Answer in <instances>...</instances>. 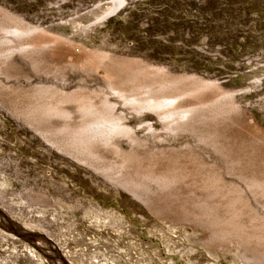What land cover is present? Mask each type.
Returning a JSON list of instances; mask_svg holds the SVG:
<instances>
[{
    "label": "rangeland",
    "instance_id": "rangeland-1",
    "mask_svg": "<svg viewBox=\"0 0 264 264\" xmlns=\"http://www.w3.org/2000/svg\"><path fill=\"white\" fill-rule=\"evenodd\" d=\"M111 1L0 0V220L7 226L36 229L54 243L66 264H240L243 258L237 256H246L244 264H264V232L253 221L263 213L258 211L264 197L245 188L251 174L264 178V85L245 93L240 112L218 114L215 121L210 115L220 113L218 107L225 101L218 90L178 99L179 111L194 109V127L173 130L171 135L168 129L170 137L163 131L164 124L154 125L158 136L147 129H134L133 134L108 129L99 136L97 128L89 127L87 136L96 137L90 146L74 151L68 137L89 122L79 106L67 103L62 108L68 115L43 117V122L37 113V106L48 101L40 93L108 87V71L135 78L142 93L135 90L124 96L136 102L171 101L176 91L203 82L236 89L248 70L264 64V0H122L120 15L79 34L75 48L48 47L33 53L13 47L11 41L17 35L11 31L8 15L20 17L26 25L45 27ZM96 53L108 55L98 67L89 62ZM119 81L115 78L116 84ZM162 83L176 91L159 89ZM118 97L111 99L118 101ZM125 97L117 110L123 111V104L134 105ZM100 100L96 99L97 105ZM258 109L262 116L255 113ZM147 120L156 123L158 117ZM128 123L140 126L135 118ZM45 134L50 136L46 139ZM104 137L114 138L121 149L130 151L129 156L110 147ZM144 137H149L145 145ZM140 138L141 148L137 147ZM172 175L184 176L173 184ZM228 189L240 192V200L248 204L240 220L243 233L226 234L201 210L209 203L225 215L236 201V193L228 194ZM37 194L48 196L49 202L41 203ZM152 205L160 208L159 215ZM187 210L193 216L184 215ZM118 239L129 245L120 246ZM6 243L12 244L10 250ZM34 244L0 236V264H30L36 255L39 260L31 264H57L51 259L56 258L53 248ZM105 244L117 248L106 250ZM133 247L139 248V255L131 251ZM24 253L27 257L22 258Z\"/></svg>",
    "mask_w": 264,
    "mask_h": 264
},
{
    "label": "bare ground",
    "instance_id": "bare-ground-1",
    "mask_svg": "<svg viewBox=\"0 0 264 264\" xmlns=\"http://www.w3.org/2000/svg\"><path fill=\"white\" fill-rule=\"evenodd\" d=\"M124 7L123 5V1L122 0H112L111 2H99L97 5L93 6L88 12H86L85 14L79 16V15H71L67 20H61L57 23H52L50 25H47L45 27H41L40 25L39 26H35V25H26L25 24V20L23 21L20 17H14V16H10L8 15L7 18H8V21H10L12 24H13V27L11 29V31L13 30V34L17 37V39H14L12 38V43H13V47L16 48V51H22V52H33V53H36V52H39L41 50H44L45 48H48V47H53V48H58V47H74L78 45L77 41L75 40V38L79 35V34H82L84 33L85 31H87V29L89 28H94V26L96 25H101V24H104L106 23L109 18L112 16V15H120V10L122 11V8ZM30 24V23H29ZM10 32V31H9ZM86 33V32H85ZM12 37V36H11ZM8 39V37L6 38ZM19 39V40H18ZM81 42H80V46H81ZM9 48V47H8ZM7 48V49H8ZM79 48V47H78ZM82 48V47H80ZM19 49V50H18ZM84 49V48H83ZM12 50V49H11ZM81 50V49H80ZM9 51V49H8ZM85 51V49H84ZM10 52V51H9ZM21 52V53H22ZM29 52V53H30ZM85 53V52H84ZM94 53V52H93ZM7 54V53H6ZM90 54V53H89ZM9 55V54H8ZM33 55V54H32ZM89 56V55H87ZM89 57V62L90 64H92V66L95 65V67L97 66L96 64H100V62H104L106 60H108V55L106 54H103V53H96L94 55H90ZM23 58V57H22ZM89 64V63H88ZM249 64V63H248ZM101 65V64H100ZM250 65V64H249ZM260 67H254L250 70L247 71L246 74H244V76L246 75V77H243L240 85H237L236 89H230L229 90H224L222 87H221V84H219L218 82H214V83H209V82H203L201 83L200 85L196 86L195 88H188V89H183V90H178L176 91L175 88L170 85V84H167V83H162L160 86H159V89H162V90H166V91H173L175 92L176 91V95H174L175 97L171 98L172 100L171 101H162L160 99V101L158 102H153L151 103V101H153L152 99L147 101V100H144V101H140V102H136L135 98L131 99L129 97H127L128 99H131V100H134L135 102L132 103L134 105H130L128 107H126L123 103L125 102V100H127V98L124 96V95H128L127 92H133L135 90H141L142 88L141 87H138L136 84H135V78H128L125 77L123 74H117L116 76L113 74V71H108V74L106 72V77H107V81L109 80L110 83H108V87H100V88H96V89H88V88H76L74 90H70L68 92H66V90H60V91H48V92H42V95L41 93L39 94L42 97H45V98H48V101L46 102V104H43L42 106H40L41 108H38L37 106V109H38V115H40V120L42 121V118L43 117H53V116H66V114L68 115V113H64V109L62 108L65 104L67 103H75L79 106V111L83 114V119L86 120V119H89V122L86 124V125H82L83 127H79L78 129L79 130H76L74 131V133L72 132L73 136L72 138L69 136L68 137V141L69 142L68 144H71L73 148V145L74 146V149L73 151L75 150V147H79V148H82V147H85V146H90L91 144V140L94 139L96 136H87L86 134V129H89V127H93V128H97L99 130V132L96 134H98L100 136V134H106L107 130L108 129H111V130H114L115 134H123V132H130L131 134H133V130L134 129H137V130H141V129H147L148 132L149 131H152L154 128V125L155 124H161L163 126V124L165 125L164 126V130L163 131H168L169 129V133L171 135V132L173 130H180V129H185V128H188V129H191L192 127H194V124L192 125V123L195 121V117L194 115L196 114H193L194 113V109H190V110H183L182 109L179 111L177 109V107H179L176 103L180 100V98H187V97H190V96H197L200 94H204V92H207V91H211V90H218L220 92V95L225 99V101L223 100V102L221 103L220 107H218V112L220 110V113H217V110L215 111L214 109V114L210 117H212V119L215 121L218 119L219 115L221 116L222 113L224 115V113H232V112H235V113H238L242 110V107L241 105L242 104H245L243 101L244 98L243 96L245 95V93L248 91V92H252V91H255L257 88H260L261 86L264 85V64H261L259 65ZM98 67V66H97ZM97 69V68H96ZM115 72V71H114ZM93 73V72H92ZM136 74V73H135ZM243 76V75H242ZM115 78L116 79H119V83L116 84L115 83ZM241 78V77H240ZM137 79V78H136ZM138 80V79H137ZM136 80V81H137ZM239 81V80H238ZM139 84V83H138ZM239 84V83H237ZM81 86V85H80ZM146 86V85H144ZM143 86V89L144 88H148V87H144ZM140 88V89H138ZM158 88V87H157ZM149 89V88H148ZM180 89V88H179ZM145 90V89H144ZM150 90V89H149ZM153 89H151L150 91L152 92ZM157 90V89H156ZM164 91V92H166ZM145 92V91H144ZM143 92V93H144ZM159 92V91H158ZM161 92V91H160ZM44 93V94H43ZM139 93H142V90L141 92H137V94L139 95ZM157 93V92H156ZM163 93V92H161ZM171 93V92H170ZM130 94V93H129ZM208 94V93H207ZM131 95V94H130ZM206 95V93L204 94ZM219 95V94H218ZM219 95V97H220ZM39 97V99H41ZM114 97V96H119L118 98H123L125 97V100L123 101V105L122 109H124L123 111H119L116 109V106H118L117 104L120 103V99L118 101L113 100L111 99V97ZM136 92H135V97H136ZM217 96V95H216ZM215 96V97H216ZM131 97V96H130ZM138 98V97H136ZM165 98V97H164ZM198 98V97H196ZM195 98V99H196ZM96 99H101V104L100 105H97L96 104ZM166 99V98H165ZM201 99V98H200ZM42 101L43 100H46V99H41ZM178 100V101H177ZM130 101V100H129ZM221 101V100H220ZM128 102V101H126ZM125 102V104H127ZM133 102V101H132ZM44 103V102H43ZM130 102H128V105H129ZM137 103V104H135ZM201 104V103H200ZM207 105H209V103H206ZM220 103H218L219 105ZM38 105V104H37ZM41 105V104H40ZM120 106V105H119ZM177 106V107H176ZM203 106V105H202ZM36 107V106H34ZM35 109V108H34ZM36 109V110H37ZM247 109V108H246ZM249 109V108H248ZM261 110V109H260ZM259 109L255 112L257 115H261V111ZM34 111V110H33ZM249 111V110H248ZM251 111V110H250ZM254 111V110H253ZM260 111V112H259ZM35 113V112H33ZM32 113V114H33ZM219 114V115H218ZM35 115V114H34ZM200 115V114H199ZM33 116V115H31ZM190 116V117H189ZM202 116V115H200ZM262 116V115H261ZM148 117H158V121H156V123H152L151 121H148L147 118ZM63 118V117H62ZM131 118H135L137 121L140 122V126H136L135 125H130L128 123L129 119ZM151 119V118H150ZM39 120V119H38ZM39 120V121H40ZM83 120V121H84ZM168 120H170L168 122ZM187 120V121H186ZM210 120V119H209ZM43 122V121H42ZM217 122V121H216ZM167 123V124H166ZM176 123V124H175ZM201 125V124H200ZM197 127V126H196ZM156 128V126H155ZM77 129V128H76ZM163 129V128H162ZM167 129V130H166ZM146 130V131H147ZM157 130V129H156ZM156 130H153L154 133ZM171 130V131H170ZM61 131V130H60ZM59 131V132H60ZM72 131V130H70ZM69 131V132H70ZM135 131V130H134ZM144 131V130H142ZM161 131L160 129V132H163ZM65 132V131H64ZM118 132V133H116ZM137 132V131H136ZM158 132V131H157ZM155 133L157 135L155 136H158L160 135L159 133ZM167 132V136L170 137ZM174 132V131H173ZM178 132V131H177ZM176 132V134H177ZM100 133V134H99ZM108 133V132H107ZM151 133V132H150ZM164 133V132H163ZM175 133V132H174ZM173 133V134H174ZM59 133H57L56 135H58ZM62 134V133H61ZM137 134V133H136ZM135 134V136H136ZM152 134V133H151ZM165 134V133H164ZM45 138L47 137V134H45ZM69 135V134H68ZM129 135V133L127 134ZM141 135V134H140ZM50 136V135H49ZM48 136V137H49ZM137 136H139L137 134ZM136 136V137H137ZM145 136V134H144ZM147 136H150L149 134L146 135ZM152 136V135H151ZM155 136L151 137V140L153 142V138H155ZM47 137V138H48ZM110 137V136H109ZM160 137V136H159ZM212 137V136H211ZM46 138V139H47ZM69 138H71V140H69ZM105 138V142L110 146V147H115L116 149H121L118 142L116 141H113V139H110V138H107V137H104ZM138 138V137H137ZM149 138V137H148ZM148 138H145L144 137V145H145V140L148 139ZM157 138V137H156ZM139 139V138H138ZM136 139V142L137 140ZM164 140V138H162ZM161 137L159 140H162ZM149 140V139H148ZM150 140V141H151ZM212 140V139H211ZM209 139V141H211ZM52 141H55L52 140ZM66 141V140H65ZM133 141V140H132ZM134 141H135V138H134ZM139 141H141V138L140 140H138V145L137 147H139L141 144V142L139 143ZM147 141V140H146ZM155 141V139H154ZM58 142V141H57ZM66 142V143H67ZM149 142V141H148ZM165 142V141H164ZM213 142H215L213 140ZM135 142H133L134 144ZM147 143V142H146ZM158 143V142H157ZM161 143V141L159 142ZM158 143V144H159ZM55 144V143H54ZM65 144V143H64ZM121 144V143H120ZM148 144V143H147ZM146 144V145H147ZM151 144V143H150ZM154 144V142H153ZM157 144V145H158ZM123 145V144H122ZM152 145V144H151ZM150 145V146H151ZM65 146H68L67 144ZM64 146V147H65ZM134 146V145H133ZM136 147V148H137ZM135 148V147H134ZM141 148V146L139 147ZM137 148V149H139ZM114 149V148H113ZM126 148L124 149H121V152L122 154L125 155L128 154L130 151H128V153H126L127 151H125ZM132 149V148H131ZM130 149V150H131ZM69 150V149H68ZM72 150V149H71ZM70 150V151H71ZM77 150V149H76ZM80 149H78V152ZM125 152H124V151ZM157 150V148H156ZM223 150H225V148L223 147ZM72 151V152H73ZM133 151V150H132ZM164 151V149H163ZM69 153V152H67ZM75 153V152H74ZM82 153H84V151L82 150ZM125 153V154H124ZM155 153V152H154ZM76 154V153H75ZM130 154V153H129ZM128 154V156H129ZM148 154V153H147ZM225 154V153H224ZM74 155V154H73ZM72 155V156H73ZM134 155V154H133ZM149 155V154H148ZM91 156V155H90ZM136 156V155H135ZM151 156V155H150ZM157 156V155H156ZM162 156V155H161ZM133 157V156H132ZM73 158V157H72ZM130 158V157H129ZM128 158V159H129ZM127 159V158H126ZM135 159V158H134ZM137 159V158H136ZM220 159V158H219ZM76 160V159H75ZM131 160V159H130ZM126 161V160H125ZM129 162H132V161H129ZM134 162V161H133ZM220 162V161H219ZM248 166V165H247ZM233 167H237V164L233 162ZM242 167V166H241ZM245 167V166H244ZM251 168V166L249 167ZM248 168V169H249ZM241 170V168H238ZM254 169V168H252ZM239 170V171H240ZM246 170V169H245ZM251 170V169H250ZM172 171V170H170ZM182 171V170H180ZM237 171V170H236ZM252 171V170H251ZM256 171V170H254ZM136 172V171H135ZM147 172V171H146ZM145 172V173H146ZM243 172V170H242ZM258 172V171H257ZM133 173V172H132ZM144 173V172H143ZM248 173V172H247ZM250 173V172H249ZM248 173V174H249ZM246 174V173H245ZM137 175V174H136ZM146 175H149L150 174H146ZM171 175V174H170ZM238 175V174H237ZM252 176H250V179L246 180V185H245V188L247 190V192H254V191H257L261 193V195L264 197V178L261 177V178H258L255 176V174H251ZM262 176V174H260ZM184 175H180L178 177H174V175H172L173 178H171L169 181L170 183L173 181L175 182H178L180 181V179L183 177ZM156 177V176H155ZM167 178V176H165ZM219 177V176H218ZM217 177V178H218ZM131 178V177H130ZM146 178V177H145ZM150 178V177H149ZM159 178V177H158ZM169 178V177H168ZM246 178V177H245ZM263 178V179H262ZM157 179V178H155ZM162 179V178H161ZM213 179V178H212ZM247 179V178H246ZM263 181H261V180ZM132 180V179H131ZM149 180V179H148ZM218 179H216L217 181ZM221 180V179H220ZM244 180V179H243ZM137 181V179H136ZM152 182V179L150 180ZM215 181V180H214ZM174 182V183H175ZM222 182V180H221ZM243 182V181H242ZM123 183V182H121ZM158 183V182H156ZM173 183V184H174ZM212 183V182H211ZM125 185V183H123ZM243 185V184H242ZM219 186V185H218ZM221 186V185H220ZM219 186V187H220ZM113 187V186H112ZM111 187V188H112ZM124 188V186H122ZM141 187V185H140ZM217 187V186H216ZM115 188V187H114ZM139 188V186H138ZM221 188V187H220ZM163 189V187L161 188ZM224 189V188H223ZM227 189V188H226ZM225 189V193L227 192ZM166 190V189H165ZM110 191H112L110 189ZM220 191V190H219ZM222 191V189H221ZM220 191V192H221ZM114 192L116 193V189L114 190ZM148 192V190H147ZM146 192V193H147ZM151 192V190L149 191V193ZM203 192V191H202ZM224 192L222 193V195H225ZM148 193V195H149ZM153 193V192H151ZM229 193H236V198L234 197V199H236V201L232 202L230 204V210L227 211V213L225 215H221V213L219 214L217 210H215L214 208H212L211 206H207V205H210L209 203H207L206 206L202 205L203 207L201 208V210L203 211V213L208 216L210 219H212L213 223L216 224L218 226V228H222L223 231L226 232V234L228 235H234V234H239L241 231H242V227H241V224H240V220H241V216L244 215L243 214V211H245L244 209L246 207H248V204H246L245 202H242V200H240V196L239 193L240 192H237V190H233V189H228V194ZM242 193V192H241ZM258 193V194H260ZM221 194V193H220ZM227 194V197L229 196ZM252 194V193H250ZM254 194V193H253ZM137 195V194H136ZM147 195V196H148ZM38 196V194H37ZM153 196V194H152ZM152 196L150 198H152ZM231 196V195H230ZM39 199L38 201H40L41 203H47L49 202V198L48 196L46 195H39L38 196ZM61 197V196H60ZM133 197V196H132ZM135 197V196H134ZM137 197V196H136ZM139 197V196H138ZM223 197V196H222ZM226 196H224V199H225ZM240 197V198H239ZM256 197V196H255ZM229 198V197H228ZM232 198V197H231ZM261 198V197H260ZM140 199V197H139ZM222 199V198H221ZM227 199V198H226ZM144 200V199H143ZM149 200V199H148ZM147 200V201H148ZM229 200V199H227ZM37 201V199H36ZM37 201V202H38ZM233 201V200H231ZM229 201V202H231ZM149 202V201H148ZM228 202V201H227ZM240 203V204H239ZM53 204V203H52ZM204 204V203H203ZM227 204V203H226ZM151 205V204H150ZM229 205V204H227ZM56 206V205H55ZM154 208L155 206L152 205ZM201 207V206H200ZM53 208V207H52ZM151 208V207H150ZM153 208V209H154ZM226 208V207H225ZM168 209V208H167ZM159 212H161L160 208L156 207L155 208V211H154V214L155 215H159ZM166 212V211H165ZM168 212V211H167ZM259 213L260 212H263L262 214L258 215L257 217V220H253V221H256L257 224H254L257 226V228H259V230H261V232L263 231L264 232V206L260 208V210L258 211ZM183 213V212H182ZM184 215L186 216H193V213L189 210L185 211L183 213ZM1 216H3L5 219H8L5 214L1 213ZM165 216V215H164ZM187 219V218H186ZM242 221V220H241ZM184 222V221H183ZM254 223V222H253ZM243 224V223H242ZM252 224V223H251ZM245 225V224H244ZM246 226V225H245ZM252 226V225H251ZM256 228V227H255ZM36 230V229H35ZM35 230L31 231V229H27V228H18L17 226H14L12 224H10V226H7L4 224L3 221L0 220V236H4V240H7V239H25V241H29V240H32L35 242L34 245L36 246H41V245H45V246H49L51 248H53L54 250H52V253L56 255V258L55 256L53 257L52 256V260L57 262V264H66L65 263V260H64V257L58 252V249L56 248V246L54 245V243L50 242L47 238L45 237H42L41 234H39L38 232H36ZM244 231V230H243ZM242 231V233H243ZM70 232V231H69ZM72 232V231H71ZM87 232V231H86ZM72 234V233H71ZM74 234V233H73ZM81 234H84V232H80V231H75V235H80L81 237L82 236H86V238L88 237L87 235H81ZM87 234V233H86ZM90 234V233H89ZM128 234V233H127ZM131 234V233H130ZM225 234V233H224ZM260 234V233H259ZM134 235V234H133ZM79 236V237H80ZM90 236V235H89ZM92 236V235H91ZM94 236H96L94 234ZM132 236V235H131ZM135 236V235H134ZM249 236V235H248ZM80 237V238H81ZM124 237L121 235V238ZM90 238V237H89ZM125 238V237H124ZM133 238V236H132ZM130 236H128L127 238H125L127 241L128 240H131L132 239ZM136 239V238H135ZM260 239V238H259ZM119 241L121 239H118ZM124 240V239H123ZM133 240V239H132ZM252 240V239H251ZM125 241V240H124ZM123 241V242H124ZM126 241V243H127ZM122 242V240H121ZM120 242V243H121ZM121 243L120 246L124 247L123 245L126 244V243ZM131 242V241H129ZM253 242V241H252ZM260 242V241H259ZM255 243V242H254ZM7 244V243H6ZM259 244V243H258ZM111 246L109 247L108 245H104L105 249H112L111 247L114 248L115 245H112L110 244ZM126 245H129V244H126ZM8 246V249L12 247V244L8 243L7 244ZM135 246V245H134ZM116 247V246H115ZM135 247H138V246H135ZM15 247H13V250H14ZM41 251H44L42 247H39ZM117 248V247H116ZM49 249V248H47ZM125 250V248H123ZM122 248L119 250L121 252H123ZM132 252L139 255V251L138 249L139 248H131ZM10 250V249H9ZM19 251V250H18ZM60 251V250H59ZM116 251V250H115ZM118 251V250H117ZM116 251V252H117ZM118 251V252H120ZM111 252V251H110ZM117 252V253H118ZM17 253V252H16ZM45 253V252H44ZM115 253V254H117ZM125 253V252H124ZM129 253V252H128ZM128 253H125L128 255ZM114 254V253H113ZM122 254V253H121ZM130 255V254H129ZM128 255V257H129ZM45 256L48 258V256L46 255L45 253ZM126 256V255H125ZM21 257V255H20ZM24 257H27V254H23L22 255V258ZM127 257V258H128ZM143 257V256H142ZM246 256L244 257H239L237 256V258L239 259H242L243 258V261L241 260L240 261V264H244L247 262ZM38 256L36 255L33 256L32 258L29 259V263L31 264V262H34L36 263ZM210 258H215L212 253H210ZM248 258V257H247ZM250 258V257H249ZM49 259V258H48ZM50 259V261H51ZM134 259V258H133ZM251 259V258H250ZM205 260V259H203ZM218 260V259H217ZM249 261V260H248ZM255 263H258L257 260H254ZM136 262V261H135ZM204 262V261H203ZM252 262V261H251ZM69 263V262H68ZM213 264V262H211ZM249 263V262H248ZM264 263V262H263ZM54 264V263H53ZM235 264H238L237 262Z\"/></svg>",
    "mask_w": 264,
    "mask_h": 264
}]
</instances>
